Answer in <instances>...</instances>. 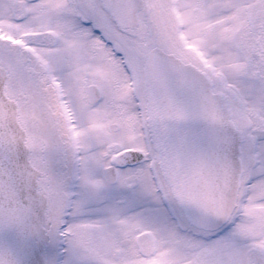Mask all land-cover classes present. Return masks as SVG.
<instances>
[{
    "label": "snow or ice",
    "instance_id": "1",
    "mask_svg": "<svg viewBox=\"0 0 264 264\" xmlns=\"http://www.w3.org/2000/svg\"><path fill=\"white\" fill-rule=\"evenodd\" d=\"M0 264H264V0H0Z\"/></svg>",
    "mask_w": 264,
    "mask_h": 264
}]
</instances>
